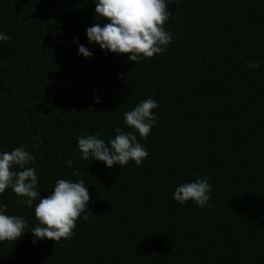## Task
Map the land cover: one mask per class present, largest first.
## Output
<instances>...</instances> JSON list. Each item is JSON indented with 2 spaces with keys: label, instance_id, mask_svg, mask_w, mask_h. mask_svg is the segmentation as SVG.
I'll list each match as a JSON object with an SVG mask.
<instances>
[{
  "label": "trees",
  "instance_id": "16d2710c",
  "mask_svg": "<svg viewBox=\"0 0 264 264\" xmlns=\"http://www.w3.org/2000/svg\"><path fill=\"white\" fill-rule=\"evenodd\" d=\"M94 10L0 0L11 37L0 41V151L34 156L42 198L57 179H83L91 210L70 238L33 243L39 198L28 207L6 188L0 203L28 226L0 241V264H264V0H173V40L138 63L88 42L85 29L106 22ZM148 98L159 107L148 137L137 134L141 166L80 159L78 136L132 130L123 114ZM197 178L211 186L205 206L173 199Z\"/></svg>",
  "mask_w": 264,
  "mask_h": 264
},
{
  "label": "clouds",
  "instance_id": "9594fccd",
  "mask_svg": "<svg viewBox=\"0 0 264 264\" xmlns=\"http://www.w3.org/2000/svg\"><path fill=\"white\" fill-rule=\"evenodd\" d=\"M173 0H92L95 4V16L106 22L94 23L85 29L88 42L95 43L108 53L127 54V59L139 62L151 58L154 54L163 53L173 40L170 32L163 27L171 13L168 6ZM11 39L0 32V41ZM77 38H73L76 42ZM78 55L90 58L92 52L83 44L78 45ZM249 67H259L258 63H250ZM100 103L99 98H95ZM159 104L148 98L137 103L134 108L124 112L125 125L132 129L124 131L120 127L113 129L114 137L107 141L97 134L77 137V147L81 160L89 157L101 161L111 168L119 167L133 161L141 166L149 155L146 147L137 139H146L157 123L156 113ZM34 156L23 145L11 151H0V194L10 188L18 199L17 203L33 206L38 223L31 229L32 242L45 238L58 241L70 238L76 227L78 217L86 218L91 214L89 208V191L83 179H57L49 195L41 197L37 190L38 177L34 164ZM71 160L66 161L70 167ZM13 166L18 170H13ZM211 186L207 178H197L181 183L175 187L172 197L179 203L191 200L195 205L203 207L209 200ZM23 198V199H20ZM27 220L22 215L8 214L7 206L0 203V241H17L27 231Z\"/></svg>",
  "mask_w": 264,
  "mask_h": 264
}]
</instances>
